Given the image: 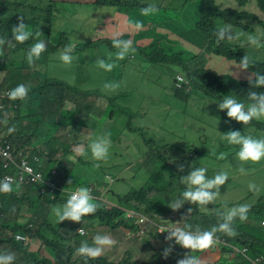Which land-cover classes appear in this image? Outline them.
Wrapping results in <instances>:
<instances>
[{
	"label": "trees",
	"instance_id": "trees-1",
	"mask_svg": "<svg viewBox=\"0 0 264 264\" xmlns=\"http://www.w3.org/2000/svg\"><path fill=\"white\" fill-rule=\"evenodd\" d=\"M99 1L102 0H97L92 4L82 5L80 0H61L60 4H66V6L56 8L55 5L59 4L58 0H40L37 2L39 6L48 7L49 17L47 20L50 26L47 28L40 27L37 31L41 33L40 36L36 37L35 33H33V37H30L24 43L13 42L14 46L7 43L0 46V63L5 64L8 76L25 75L30 83L27 98L18 100V109L14 110L10 105L5 106V110L13 112V115L8 119L9 128L0 133V142L11 136L15 140H20L29 135L37 137L51 135L60 126L59 119L56 118V115L61 112L63 119H65L64 123L70 127L69 130L73 136L79 140L78 144L86 143L92 135L91 132L99 127L100 122H97L92 128H88L89 114L99 106L96 96L90 101L87 100L88 96L93 95V93L100 94L105 83L116 82L117 75L124 74V68L114 59L109 42L98 38L100 36L101 24H97L89 30L82 22H78L77 29L81 32L87 31L88 37L86 39L77 37L74 34H67L61 28L62 22L66 21L68 16L82 9L92 7L98 4ZM152 2L153 0L148 2V5H151ZM184 2L188 1L184 0ZM0 3H4V1L0 0ZM253 3H256L258 11L249 10L248 7ZM128 6L130 7V4ZM197 10L200 14V19L189 28L188 31L190 33L184 31L181 34L186 42L196 46L199 50V55L194 54L184 46H173L171 40L169 41L167 53L162 43H153L159 34L154 36L150 45H144V51L154 60L158 61L161 66H169L175 69L172 75V82L175 80L177 73H181L185 79L189 80L191 84L189 90L194 94L200 93L197 81L199 72H206V75L216 76L219 80L216 84L220 89H223L230 82H235L234 79H238V77H231L229 74H218L207 67L212 62L214 56L239 63L240 59L247 54L250 59L249 68L251 72L264 75V51L262 50V46L260 43L259 45H252L247 39L249 35H252L257 37L258 40L264 41V37L255 31L256 27L264 28V0H198ZM0 14L2 15L0 19V38L8 41L11 38L12 26L17 24L18 17L23 16V14L8 11L7 9L2 10ZM52 19H57L55 26L61 34L60 38H64L65 40L63 43L64 47L70 43L69 41L71 39L74 49L81 52L83 50L91 51L88 71L93 77L98 79L95 85L93 84V80H91L87 83V87L82 86L79 84L80 79L75 84L64 80L60 82L41 81L40 71L38 69L40 60L45 55L51 56L55 54L59 46H61L59 45L55 51H52L53 45L50 41ZM25 23L30 29H35V21L32 23L29 19H25ZM224 26H231L234 34L240 33L237 39L232 41L222 40L217 43V36L214 33ZM191 33L193 36L190 35ZM162 35L165 36V34ZM37 40H43L45 42L46 50L42 52L39 59H36L32 65H29L27 62V51ZM242 42H246L247 45L253 47L249 48L247 45H242ZM99 43L101 47H99ZM203 49H206L208 52L204 53ZM18 51L22 52L23 72L10 70L9 68V56L12 53H18ZM178 51H186L189 53L187 61L182 60L180 53H176ZM257 56L261 58L256 61L251 59V57L255 58ZM110 57L111 59L109 60ZM98 58L114 63L115 66L111 71H105L99 68L94 62ZM73 68L79 77L80 67L74 66ZM50 88H53V91ZM76 88L83 91V94H81L82 101L76 105L75 109H62L58 96L64 94L62 90L68 89L69 98L76 100V92L74 91ZM169 92H171V88ZM256 92H264V87L256 88ZM127 94L124 92V97ZM22 102H24V105H22ZM250 103L251 101L249 100L245 106ZM24 119L28 121L26 124L23 123ZM74 124H78L76 128ZM102 126L103 129L101 130L106 132L108 130L107 124H102ZM124 131L125 126L119 128V134L114 136L113 143L110 145L111 152L115 145H117L121 151L133 149L136 154L129 161L123 162L121 166L124 167L118 169V171L129 172L130 174L137 171H144L147 174V178L145 181H142L139 188L127 189L126 194H121L117 191L114 194L112 193L115 211L121 215L125 213L124 211H135L136 209L141 211L142 216L155 222H160L157 215L169 211L171 208L168 205L177 199H181L182 193L186 188L176 182L179 177L177 171L165 172L159 170L157 163L152 164L144 158L142 154L143 144H134L133 141L129 143L127 136L123 134ZM56 158H58L57 155L51 153V164L48 167V180L62 178L66 176L67 171L72 170V167L69 168L66 166L65 170L60 173L56 172L54 175L51 172V168L57 166V163L54 161ZM64 159L70 162L67 158ZM93 161L97 163L96 160ZM222 162L225 166L234 169H237L243 164V162L239 161L233 155L225 156ZM59 164H62V161ZM95 169H97V166H95ZM107 172L105 170L102 173L94 172L92 175H89L88 170L79 168L71 176L78 184L86 186L93 185L94 193L101 198V200L95 201L98 204V208L94 214L100 215V222L98 224L111 227L112 229H103L96 225V231L94 233L109 235L112 239L114 238V246L117 245L118 240L123 239L122 231L124 229H127V232L130 231L132 234L131 237L143 239L142 234L144 229H142L139 223H135L134 217L122 219L114 227L111 215L107 214L105 207L110 196V190L101 177V175H105ZM85 177H87L86 180ZM4 178V170L0 165V180ZM43 188H46V191ZM57 193L50 189L46 182L27 185L21 193H18L11 184L10 192H0V254L10 253L11 249H27L30 251L33 246H37L33 252H29L30 259L21 261L17 255L14 256L13 264H69L74 254H76V247L72 245L75 241H78L77 237L80 235L78 232L79 226L83 223V225L91 230L92 224L97 223L93 221L91 214L83 217L79 223L63 221L58 224L56 217L52 213V208L58 200L56 199ZM190 208L192 209L190 216L182 220V215ZM250 217L252 220L247 223L237 222L238 234L234 238L226 237L221 233H218V236L224 241L233 243L239 247L246 246L248 248L247 255L250 258H256L264 255V226L260 223V220L264 219V197L259 199L256 209L250 214ZM178 220L185 229H188L190 225L192 231H195L199 227H210L219 223V217L216 213L210 215L209 218H201L200 206L198 204H189L188 202H185L181 209H179ZM149 233L153 238L163 239L162 243L157 246L148 241V244L153 246V256L150 260H155V264H176L177 259L182 258L186 252H189L188 249L175 245L170 256L165 259L161 253L168 244L165 239L167 233H159L155 226ZM226 242L221 243V250L223 252L231 250ZM172 243H175L174 240ZM45 250H48L50 255L44 254ZM202 252L203 250L197 251L193 255L199 257ZM223 260L225 262L228 261L227 258ZM100 262V264H115L107 258H103ZM135 263L139 264L140 260H136ZM124 264H130V262L126 261ZM145 264H148V262H145ZM215 264L221 263L218 261ZM232 264L253 263L244 255L237 253Z\"/></svg>",
	"mask_w": 264,
	"mask_h": 264
},
{
	"label": "clouds",
	"instance_id": "clouds-1",
	"mask_svg": "<svg viewBox=\"0 0 264 264\" xmlns=\"http://www.w3.org/2000/svg\"><path fill=\"white\" fill-rule=\"evenodd\" d=\"M163 1L164 0H153L151 5H148V2H146V4H144L145 2H133L130 4V7L125 6L124 8L130 10L147 6L141 9V14L150 15L157 11L154 4L159 2L163 3ZM181 2H184V0H180L179 3ZM160 9L164 11L163 7ZM169 10L174 13V10L179 11L180 9H175L173 5ZM134 26L136 29H140L143 25L142 22L137 21ZM40 34V32H37L35 33V36L39 37ZM214 34L217 36V43L222 40L232 41L237 38V34L233 33L231 26L221 27ZM33 35L34 34L31 31L27 30L25 18L19 16L17 24L12 26L10 40L6 41L5 39L0 38V46L5 45L6 43L14 46L13 42L24 43L30 37H33ZM103 40L109 42L114 59L123 68L126 63L133 59L136 60L140 58L161 66L158 61L154 60L144 51V47L133 46V42L130 39H122L117 36L113 41L108 39ZM248 40L252 45H259V40L255 36L249 35ZM60 47L62 50L59 52ZM45 50V42L43 40H37V42H35L27 51L28 64L32 65L36 59H39L40 55ZM58 52L59 59L63 63L71 64L74 58L71 55L73 52V47L71 45L65 47L63 45L59 46L57 52L51 56L57 55ZM110 59L111 57L109 60ZM231 63L239 64V69L247 70L249 74L234 79L235 82H230L225 85V87L221 89V92L213 90L210 94L202 92L199 94L192 93L189 90L191 87L189 80H181V85H178L177 81L179 78L176 75V78L171 85L170 95H167L176 101L175 107L164 109L158 115L144 114L145 117L148 116L147 121L150 119L153 121H146L143 129L144 133L150 132L152 131V127L158 126L167 135V138L165 139H157V142L159 143V146L156 149L157 154L155 155L154 160L150 162L152 164L157 163L159 170L165 172L177 171L179 177L176 182L180 184L182 183V186L186 188L182 193L181 199H177L168 205V207L171 208L169 211L157 215V218L161 223L169 226V228L162 231V233H167L165 239L168 242L167 246L161 253L163 258L167 259L170 256L175 245H179L180 247L189 250V252H186L182 258L177 259L176 264H215L218 261H220L221 264H232L237 253L247 257L253 264L264 263V255L250 258L247 255L248 248L246 246L239 247L233 243L224 241L218 236V233L229 238L237 236V222L247 223L251 221L250 214L255 211L259 199L264 197V193L258 195L256 200L252 202L249 200L252 196V193L250 192L245 197L247 200L238 204L234 203L235 199L221 200V197L227 191L228 187H236L239 185L235 182L233 175H249V171L253 168H257L254 169L257 174L264 172V168H259L264 167V92H256V88L264 87V75L251 72L249 68L250 59L247 54L240 59L239 63ZM96 64L99 68L105 71H111L115 66L114 63L108 62L102 58H98ZM2 65L6 67L4 63ZM121 77L122 74H118L116 82L105 83L103 85V90L99 94V96L105 97L108 100L106 108L108 113L110 111L109 107L111 105V100L124 97V92L115 93L120 87L119 81ZM20 81H17L15 88L11 90L9 94L11 99L20 98L19 100H24L27 98L29 85L27 88L24 82V85L20 84L17 86V83ZM62 91L64 92V94H62L64 99V105H61L62 109H75L76 105L82 101L81 94H83V91H80L78 88L74 90L76 92V100H71L69 98L68 89ZM110 93H112V95H109ZM89 97L94 98L95 96L89 95L88 98ZM182 97H190L189 102L198 107V110H195L198 113V119H192L193 122L205 120L203 118L202 110L204 109L203 103L207 101L213 103L216 113L220 115V128L215 126L213 121L205 120L211 122L214 128H216V131H210L209 133L220 134L219 136L223 140L219 146L221 150H226L228 147L233 149L225 154L219 153L218 155L213 156L212 164L203 162L201 158L211 155L210 150L207 149L205 145L202 153L193 156L185 151L186 148L189 149L191 147L189 141L181 140L176 143H168L166 141L167 139H170L172 133L167 129L165 115L168 113L171 116H174L175 113L181 115V106L185 101ZM97 98L99 102L100 98ZM245 100H247V102L243 104ZM249 100L251 103L245 106ZM71 105H73V108H69ZM3 111L5 113L11 112L5 110V107ZM182 117L184 119L190 118L187 117V115ZM56 118L59 119L60 126L51 135L42 137L29 135L20 140H15L14 137L11 136L0 142V165L4 170L5 175V178L0 180V192H10L11 184L18 193H21L27 185L46 182L50 189L58 192L56 196V199L58 200L56 201V205L52 208V213L56 217L58 224L63 221L79 223L82 221L83 217L92 214L91 218L93 221L97 222L95 224L99 226L100 215H95L94 213L98 208V204L95 203V201H99L101 198L94 193L93 185H81L71 178L72 174L78 171L79 168H76L75 171H67L66 176L62 178L48 180V167L51 164V153H55L57 157L60 158H67L70 161V158H79V156L85 157L84 155L86 154L79 147L76 149L75 145L77 138L75 136L69 137L63 130H61L63 127H68L64 123L62 112L57 114ZM110 123L111 120L107 123L108 130L111 126ZM108 130L106 132L101 130L105 135L97 136L90 144V139L83 144V148L89 144L88 148L91 150L93 156V158H85L96 160L97 163L102 164L99 160L107 158L108 150L110 154L112 153L110 145L113 143L115 137L110 136L112 139V143L110 144V139L106 134ZM69 132L72 134L70 130ZM91 133L93 134V132ZM35 138H43L44 146L40 148V146L35 145L33 141ZM56 139L62 140L63 146L61 148H55ZM194 139H197V137ZM166 145H172L173 147L180 149V152L174 158L175 164L171 166L170 170H166L165 167L167 164H163L162 162H165L164 148ZM145 147H148V144H143L142 148L144 149ZM75 149L78 154H74L76 151ZM227 155L236 156V158L243 162V164L237 169L225 166L222 159ZM216 162L219 163V166H215ZM117 166L118 162L114 169L115 172H119ZM37 173H39V175L35 176ZM107 173L114 176L116 182L118 178H121L110 172ZM114 177H112V179H114ZM110 181H108V188L110 191H115V189L112 188V184L114 183H111ZM254 187L255 185H250V188ZM43 190L46 191V188H43ZM63 194H65V196L63 200H61V195ZM185 202H188L189 204H198L202 210L204 208L212 209L208 215H205L200 210V216L201 218H209L210 215L216 213L219 217V223L215 226L199 227L195 231L191 230L190 225L188 226V229L183 228L178 220V211ZM108 204H112L113 206L110 209L105 207L106 212L108 215H111L113 225L116 227L120 220L126 218V211L119 215L117 214V211H115V204L109 200L106 202V206H108ZM135 211L141 213V211L136 209ZM191 211V208L187 209L181 219L185 220L188 218ZM260 223L264 226V219H261ZM82 229H84V233H82ZM78 232L80 233V236H86L81 241H75V243H73L72 246H76L75 252L79 257H73L69 264H100V261L103 258H107V251H112L114 249L113 244L115 242L109 235H99L94 232L90 233L86 230L83 223L79 226ZM88 235L91 236V240H88ZM173 240L175 242L174 244L172 243ZM225 242L231 248L230 251L223 252L221 250V243ZM215 249L219 250L221 255L214 252ZM202 250L203 252L199 257L193 255L194 252ZM12 252L13 250L11 249L10 253L0 254V264H13L15 259L14 256L17 255ZM214 255H216L218 259L213 260ZM224 258H227L228 261L225 262L223 260ZM107 259L109 260V258Z\"/></svg>",
	"mask_w": 264,
	"mask_h": 264
},
{
	"label": "rangeland",
	"instance_id": "rangeland-1",
	"mask_svg": "<svg viewBox=\"0 0 264 264\" xmlns=\"http://www.w3.org/2000/svg\"><path fill=\"white\" fill-rule=\"evenodd\" d=\"M4 3H0V13L2 10L7 9L15 13L23 14L25 19H29L32 23L35 21V29H30L27 26V30L32 33H36L40 27L47 28L50 26L47 18L49 17L48 7H41L37 3L40 0H3ZM49 1V0H42ZM61 0H58L59 4L55 5L56 8L61 6H66V4H60ZM71 1V0H69ZM150 2L152 0H102L98 4H95L92 7L82 9L79 12L68 16L66 21L62 22L61 28L67 34H74L77 37L86 39L88 37L87 31L81 32L77 29L78 22L82 24L89 30H91L97 24H108L113 33H121V27L124 25L125 21H130L134 19V14L129 12L125 16L122 14L125 6L133 2ZM165 4L168 7L174 5L175 9H180L179 13L174 14L173 11L166 9L165 13L170 16V19L167 21V27L165 31H162L153 41L162 43L164 50L168 53L169 41H172V45L175 47L184 46L189 51L194 54L199 55V50L196 46L186 42L182 36V32L188 31L194 24L200 19V14L197 10L198 0H187L188 2H180V0H164ZM219 1V0H218ZM34 7V9H33ZM249 10L258 11L256 3H253L248 7ZM2 15L0 14V19ZM52 30L50 41L53 45L52 51H55L59 45H64V38H60L61 34L58 32L57 27L55 26L57 19H52ZM118 28V29H117ZM256 33L264 37V28L256 27ZM165 33V36L162 35ZM190 33V31H188ZM191 36L192 33L190 34ZM240 33H237V37ZM45 37V36H43ZM237 39V38H236ZM248 39V37H247ZM235 40V39H233ZM63 41V42H61ZM68 45L73 47V52L71 55L74 57L71 64H65L59 59V52L62 50L60 47L57 55L49 56L45 55L41 60L38 66L39 74L41 81H56L60 82L62 80L75 84L78 79H80L79 84L87 87V83L93 80L95 85L98 79L93 77V75L88 71L89 61L91 58V51H78L74 49V45L71 43V39ZM259 43L262 46L264 51V41ZM242 45H247L246 42H242ZM249 48L253 46L247 45ZM99 47L101 44L99 43ZM204 53L208 52L206 49H203ZM180 53L182 60L187 61L189 53L186 51H178ZM208 56V55H207ZM79 58V60H78ZM261 57L252 58L253 60H258ZM217 59H221L218 56H214L212 62H210L207 67L212 71H215L218 74H229L231 77L241 78L249 74L247 70H240L239 64L227 63L231 62L226 59H222L224 62H220ZM9 68L14 71L23 72L22 65V52L12 53L9 56ZM97 60V59H96ZM96 60L94 61L96 63ZM97 65V64H96ZM74 66L80 67V76L75 73ZM208 69V68H207ZM175 69L169 66H159L152 63L151 61L144 59H133L124 66L122 77L119 81V89L117 92L128 93L125 97H119L117 99L111 100V105L109 107V113L106 111L108 100L105 97L99 96L98 93H93L94 96L99 97V106L91 111L88 117V128H92L97 122H100L99 127L96 130H93V134L90 137V142L94 140L97 136L105 135L101 131L103 129L102 124L106 125L111 120V127L106 133L110 139V144L112 139L110 136H117L119 134V128L125 126L124 135L127 136L129 143L134 144H148V147H145L142 150L144 158L148 161L154 160L156 149L159 146L157 142L158 138H167L166 133L160 129L158 126L152 127V131L144 133L143 129L145 123L148 119V116H144L145 113L148 115H158L164 109H170L175 107L176 101L171 99L167 95H170V88L172 82V75ZM179 79L184 80L185 78L181 73H177ZM24 80L26 82V87L28 88L29 82L25 75H15L8 76L5 67L0 63V133L8 129V119L12 117L13 112H4L3 109L5 106L10 105L14 110L18 109V100L11 99L9 94L12 89L15 88L16 82ZM199 91L202 93L210 94L213 89L221 92L220 87L216 84L218 78L214 75H206V72H199L197 76ZM109 95H112L110 93ZM201 102V101H199ZM247 100L243 102L245 104ZM201 104V103H200ZM24 105V102H22ZM204 109L202 110L203 118L208 121H213L215 126L220 128V115L216 113L213 103L207 101L203 103ZM69 108H73L71 105ZM25 118V117H23ZM65 120V119H64ZM78 124H74L76 128ZM178 126L173 127L174 132L170 135V139L166 141L168 143H176L177 141L185 140L189 141L191 147L185 149L188 154L193 156L199 155L202 153L203 147L210 150L211 155L201 157L203 162L212 164L213 156L218 155L219 153L230 152L233 148L228 147L226 150L220 149V143L223 140L220 138V134L209 133L207 135H201L207 129L206 121L201 123H190L184 129L179 130ZM70 127H63L61 130L65 132L69 137H73V134L69 132ZM197 137V139H194ZM194 139V140H193ZM88 144V145H89ZM86 145L82 148L86 154L85 157L93 158L91 150ZM198 148V150H197ZM180 152L179 148L173 147L172 145H166L164 148L165 162L167 164L165 169L170 170L171 166L175 164V156ZM136 152L133 149L129 150H120L117 145L112 149L110 154L108 150V156L104 160H99L102 164H97L90 158L79 157V158H70L71 161L68 162L64 158L54 159L57 166L51 168V172L55 173L62 172L65 170V167H72V170L75 171L76 168H84L88 170L89 175H92L94 172L102 173L103 171L112 172L115 176L121 177L117 179L116 187L121 194H125V189H136L141 186L142 181L146 180L147 174L144 171H137L133 174L129 172H115V167L117 162L119 163L117 168L121 169L124 166H121L123 162L129 161L135 156ZM62 161V164H59ZM97 166V169H95ZM215 166H219V163L216 162ZM221 166V165H220ZM223 166V165H222ZM264 168V167H259ZM258 168V169H259ZM253 168L249 171V175L239 176L237 174L233 175V178L237 184L236 187H228L227 191L221 197V200L224 199H235V204H238L245 199L248 193H252L251 200L254 202L258 195L264 193V172L257 174ZM87 177H85L86 180ZM111 183H115L116 179H112ZM250 185H255L254 188H250ZM182 186V183H181ZM65 194L61 195V200H63ZM220 200V201H221ZM113 205L108 204L107 209H110ZM228 206V205H225ZM205 215H208L212 209H200ZM146 226L142 229L146 230V233L143 236V239L131 237L130 231L127 232V229L122 231L123 239L118 240L117 245L114 246L112 251H107V258L109 261L114 262L115 264H124L126 261L130 264H136V260H140L139 264H148L154 263L155 260L151 261L150 259L153 256V246L148 244V241L157 246L158 240L154 239L149 235V229L154 225L153 221L144 219ZM85 226V225H84ZM86 227V226H85ZM103 229H112L111 227H106L104 225H99ZM87 228V227H86ZM160 228V227H159ZM88 229V228H87ZM89 232V231H88ZM106 233V232H104ZM114 233V232H112ZM84 236H78V241H81ZM28 239V237H26ZM88 240H91V236L88 235ZM114 240V238H113ZM162 243V242H161ZM160 243V244H161ZM159 245V244H158ZM76 247V246H75ZM218 255H221L220 251L215 249ZM15 255H19L23 259L25 252L23 250H13L12 252ZM44 254L50 255L48 250L44 251ZM27 257V256H26ZM77 254H74V258H78ZM28 259V257H27Z\"/></svg>",
	"mask_w": 264,
	"mask_h": 264
},
{
	"label": "crops",
	"instance_id": "crops-1",
	"mask_svg": "<svg viewBox=\"0 0 264 264\" xmlns=\"http://www.w3.org/2000/svg\"><path fill=\"white\" fill-rule=\"evenodd\" d=\"M82 5H87V4H92L94 3L96 0H80ZM154 6L156 7L157 11L150 14V15H142L141 14V9L147 6H143L141 8H133L130 10L127 9H123L122 14L125 16L126 14H128L129 12H132L134 14V19L130 20V21H125L124 25H122L121 27H119V29H121V33H113L111 34L110 31H112L111 27L104 23L101 24L100 26V36H98V38L100 39H108L113 41V39H115L117 36L121 37L122 39H130L133 42V46H138V47H144V45H150L154 39V36L156 34H160L162 31H165V28L168 26L167 25V21L170 19V16L165 13L166 9H169L170 7H168L165 4V1H163V3L159 2L154 4ZM163 7L164 11H162L160 8ZM180 11V10H179ZM179 11L174 10V14L179 13ZM139 21L142 22V28L140 29H136L135 28V23ZM118 29V28H117ZM165 34V33H162ZM220 62H224L222 59H217ZM227 63H231V62H227ZM233 64V63H232ZM25 81H20L19 83H17V86L20 84L24 85ZM26 84V82H25ZM51 91H53V88H50ZM184 101V103L181 106V115H178V113H175L174 116H171L169 113L165 115V122L167 124V129L170 131V133L174 132V128L175 126H179V130L184 129L187 125H189L190 123H201L205 120H200L198 122H193L192 119H198V113L195 110H198V107L194 104H191L189 102L190 97H182ZM58 99H61V105H64V99H63V95L60 94L58 96ZM92 97H89L87 100L90 101L92 100ZM187 115V117L190 118H186L184 119L182 116ZM149 122H153L151 119L148 120ZM147 121V122H148ZM28 121L26 119H24L23 123L26 124ZM206 125H207V129L204 133L202 134H207L210 131L214 132L216 131V128H214V126L212 125L211 122L206 121ZM210 126V127H209ZM34 144L37 146L43 147L44 144V139L43 138H35L34 140ZM76 149L77 147H79L81 150L83 148V144H78L79 140H76ZM56 146L55 148H61L63 146L62 140L56 139ZM75 149V150H76ZM74 154H78L77 150L74 152ZM102 180L107 184L108 186V181H110L112 179L111 174H105V175H101ZM116 183L112 184V188L115 189V191L119 192L117 190L116 187ZM127 191V189H125ZM115 191H110V196H109V201L114 203V198L112 193L114 194ZM85 227V226H84ZM96 224H92V229L89 230L86 227V230L89 231L90 233H93L96 231ZM123 234V233H122ZM37 248V246H33L32 249L27 250V249H21L25 252V255L23 257V259L20 260L21 261H26L28 259L31 258V256L29 255V252H33L35 249ZM19 256V255H18ZM28 259H27V257ZM214 259H218V257H216V255H214L213 260Z\"/></svg>",
	"mask_w": 264,
	"mask_h": 264
},
{
	"label": "built area",
	"instance_id": "built-area-1",
	"mask_svg": "<svg viewBox=\"0 0 264 264\" xmlns=\"http://www.w3.org/2000/svg\"><path fill=\"white\" fill-rule=\"evenodd\" d=\"M181 80H182V79H179V80L177 81V84H178V85H181ZM38 175H39V173H37L35 176H38ZM125 216H126V218L134 217V219H135V223H139V225H140L141 227L146 226V223L144 222V219H147V220H149V221H153V222H154V225L149 229V232H150V230H151L154 226L157 228V231H158L159 233H162L163 230L169 228V226H167V225H165V224H163V223H161V222H155L154 220H151V219H149V218H147V217H145V216H142V213H139V212H136V211H127L126 214H125ZM159 227H160V228H159ZM84 232H85L84 229H82V233H84ZM145 233H146V230L143 231L142 237L144 236ZM149 235H150V233H149ZM155 239L159 241L158 243H160V241L162 240L161 238H155ZM158 243H157V244H158Z\"/></svg>",
	"mask_w": 264,
	"mask_h": 264
}]
</instances>
